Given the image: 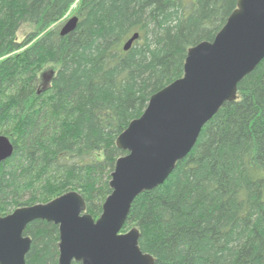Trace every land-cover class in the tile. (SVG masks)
Returning <instances> with one entry per match:
<instances>
[{"label": "trees", "instance_id": "16d2710c", "mask_svg": "<svg viewBox=\"0 0 264 264\" xmlns=\"http://www.w3.org/2000/svg\"><path fill=\"white\" fill-rule=\"evenodd\" d=\"M76 1L0 0V135L14 147L0 165V217L75 191L98 219L126 154L116 138L237 3L79 0L78 25L61 37ZM25 25L34 30L18 42ZM132 228L154 264H264V60L168 179L134 200L122 233ZM24 236L25 264L58 263L56 225L34 221Z\"/></svg>", "mask_w": 264, "mask_h": 264}, {"label": "water", "instance_id": "95a60500", "mask_svg": "<svg viewBox=\"0 0 264 264\" xmlns=\"http://www.w3.org/2000/svg\"><path fill=\"white\" fill-rule=\"evenodd\" d=\"M121 1V0H118ZM74 16L60 28L72 33ZM136 33L123 46L127 51ZM264 60V0H237L236 9L211 42L187 50L183 76L153 94L143 114L116 138L120 156L110 174L111 189L98 219L86 212L83 197L67 192L48 203L15 209L0 217V264H25L31 238L28 224L58 227L57 264H154L139 247V231L122 233L134 200L161 186L194 148L203 127L225 103L237 99L239 83ZM14 151L0 135V165Z\"/></svg>", "mask_w": 264, "mask_h": 264}, {"label": "rangeland", "instance_id": "374dc122", "mask_svg": "<svg viewBox=\"0 0 264 264\" xmlns=\"http://www.w3.org/2000/svg\"><path fill=\"white\" fill-rule=\"evenodd\" d=\"M79 0L76 1V3L68 10V12L64 15V17L61 19V24H64L67 20H69L70 18L74 17V16H77L78 13L77 11L79 10ZM61 28V27H60ZM34 30L33 26L31 25H25V26H22V28L18 31L17 33V40L18 42H21L25 36L32 32ZM47 73V72H46ZM48 83L47 80H44V85Z\"/></svg>", "mask_w": 264, "mask_h": 264}]
</instances>
